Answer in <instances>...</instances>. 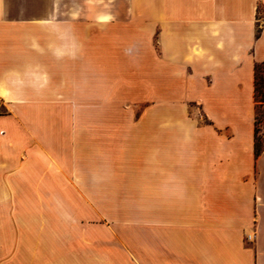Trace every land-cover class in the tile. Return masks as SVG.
<instances>
[{"label": "crops", "instance_id": "1", "mask_svg": "<svg viewBox=\"0 0 264 264\" xmlns=\"http://www.w3.org/2000/svg\"><path fill=\"white\" fill-rule=\"evenodd\" d=\"M258 62L264 0H0V264H264ZM146 85L154 121L91 118Z\"/></svg>", "mask_w": 264, "mask_h": 264}, {"label": "rangeland", "instance_id": "2", "mask_svg": "<svg viewBox=\"0 0 264 264\" xmlns=\"http://www.w3.org/2000/svg\"><path fill=\"white\" fill-rule=\"evenodd\" d=\"M24 4H11V10L19 11L21 6ZM37 4H34V6ZM57 4H49V9H54ZM72 4H66L68 7ZM81 5V4H80ZM149 21V22H148ZM147 25H151L148 20ZM145 92H139V97L130 98H114L112 100L98 99V113L95 116H91L96 122H119V121H129V122H152L154 121L153 106L154 101L151 97H148L147 85L144 86ZM146 95V96H144ZM185 105V104H184ZM198 104L195 102H186L187 111L185 112V117H194L201 119V114L198 109ZM112 106L114 108H124L126 113H116L115 110L112 114L102 113V107ZM162 108L165 105H161ZM259 117L262 122L260 124L261 135L264 137V107H259ZM176 113V112H175ZM88 121V116H81ZM163 121V117H162ZM104 164L99 163L98 166L102 167ZM97 194L91 196L82 197L80 205V217L82 218H97V219H137L143 217L151 218V211H139L136 209L137 204L132 201H128L130 196L120 195V194H109L103 193L102 189H97Z\"/></svg>", "mask_w": 264, "mask_h": 264}, {"label": "trees", "instance_id": "3", "mask_svg": "<svg viewBox=\"0 0 264 264\" xmlns=\"http://www.w3.org/2000/svg\"><path fill=\"white\" fill-rule=\"evenodd\" d=\"M254 96L256 102V123H255V153L259 155L264 148V137L260 134L259 107H264V62H258L254 68Z\"/></svg>", "mask_w": 264, "mask_h": 264}, {"label": "built area", "instance_id": "4", "mask_svg": "<svg viewBox=\"0 0 264 264\" xmlns=\"http://www.w3.org/2000/svg\"><path fill=\"white\" fill-rule=\"evenodd\" d=\"M253 236H254L253 233L247 234L246 239L250 241L253 239Z\"/></svg>", "mask_w": 264, "mask_h": 264}]
</instances>
